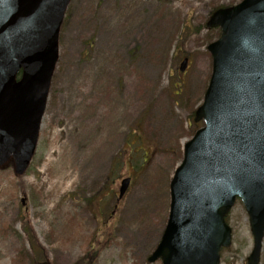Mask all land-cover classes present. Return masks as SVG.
Here are the masks:
<instances>
[{"label":"rangeland","instance_id":"1","mask_svg":"<svg viewBox=\"0 0 264 264\" xmlns=\"http://www.w3.org/2000/svg\"><path fill=\"white\" fill-rule=\"evenodd\" d=\"M242 0H71L36 155L0 169V264L149 263L170 210L194 112L212 73V11ZM189 64L179 67L184 57ZM131 185L118 198L123 179ZM222 264H247L253 235L237 201ZM264 264V242L261 263Z\"/></svg>","mask_w":264,"mask_h":264},{"label":"water","instance_id":"2","mask_svg":"<svg viewBox=\"0 0 264 264\" xmlns=\"http://www.w3.org/2000/svg\"><path fill=\"white\" fill-rule=\"evenodd\" d=\"M70 0H0V166L11 156L23 174L36 149L60 27ZM208 27L213 73L195 120L206 124L186 144L171 182L169 219L149 262L220 264L232 243L225 217L241 197L259 264L264 239V0L220 8ZM188 65L186 58L181 71ZM22 69V78L16 74ZM130 184L121 182L120 197Z\"/></svg>","mask_w":264,"mask_h":264},{"label":"trees","instance_id":"3","mask_svg":"<svg viewBox=\"0 0 264 264\" xmlns=\"http://www.w3.org/2000/svg\"><path fill=\"white\" fill-rule=\"evenodd\" d=\"M95 252H90L85 256L80 257L74 264H93ZM46 264H51V262L47 259Z\"/></svg>","mask_w":264,"mask_h":264}]
</instances>
